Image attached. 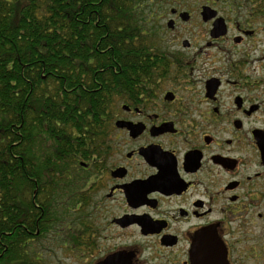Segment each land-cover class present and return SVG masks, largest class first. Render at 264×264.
I'll use <instances>...</instances> for the list:
<instances>
[{
	"label": "flooded vegetation",
	"instance_id": "af4514ba",
	"mask_svg": "<svg viewBox=\"0 0 264 264\" xmlns=\"http://www.w3.org/2000/svg\"><path fill=\"white\" fill-rule=\"evenodd\" d=\"M146 31L106 85L105 138L69 142L65 259L264 264V0L187 2Z\"/></svg>",
	"mask_w": 264,
	"mask_h": 264
},
{
	"label": "trees",
	"instance_id": "16d2710c",
	"mask_svg": "<svg viewBox=\"0 0 264 264\" xmlns=\"http://www.w3.org/2000/svg\"><path fill=\"white\" fill-rule=\"evenodd\" d=\"M142 1L0 0V264H44L33 243L67 216L69 142L105 138L113 68L146 46Z\"/></svg>",
	"mask_w": 264,
	"mask_h": 264
},
{
	"label": "rangeland",
	"instance_id": "374dc122",
	"mask_svg": "<svg viewBox=\"0 0 264 264\" xmlns=\"http://www.w3.org/2000/svg\"><path fill=\"white\" fill-rule=\"evenodd\" d=\"M195 1L199 0H145V2L142 1L143 3L138 5V10L135 12L136 20L140 27L150 29L161 11H168L171 8L182 9L185 3H194ZM67 190L64 195L59 197L57 204L53 206V213H56V217L64 219L65 213H67V216L62 222L57 224L51 233L41 238L40 243H33L35 251L39 253L44 264H69V260L65 259L66 252L69 251L65 244L68 243L67 236L70 233H66L63 227L71 223L73 216L69 215V211H66L68 209V197L72 196V189L68 188ZM62 223L67 224L61 227L60 224Z\"/></svg>",
	"mask_w": 264,
	"mask_h": 264
},
{
	"label": "water",
	"instance_id": "95a60500",
	"mask_svg": "<svg viewBox=\"0 0 264 264\" xmlns=\"http://www.w3.org/2000/svg\"><path fill=\"white\" fill-rule=\"evenodd\" d=\"M204 10H205V12H208L210 9L209 8H205Z\"/></svg>",
	"mask_w": 264,
	"mask_h": 264
}]
</instances>
